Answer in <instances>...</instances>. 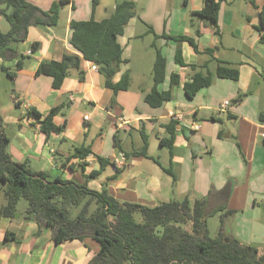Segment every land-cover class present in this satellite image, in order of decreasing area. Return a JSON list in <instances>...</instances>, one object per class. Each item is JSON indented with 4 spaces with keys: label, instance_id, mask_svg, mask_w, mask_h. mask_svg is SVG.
I'll list each match as a JSON object with an SVG mask.
<instances>
[{
    "label": "crops",
    "instance_id": "obj_1",
    "mask_svg": "<svg viewBox=\"0 0 264 264\" xmlns=\"http://www.w3.org/2000/svg\"><path fill=\"white\" fill-rule=\"evenodd\" d=\"M28 1L44 11L58 2ZM93 1L71 0L62 7L57 26L31 27L26 41L16 46L17 56L0 58V71L8 76L2 70L5 67L8 73L16 75L14 79L9 77L5 93L2 92L5 104L0 103L12 160L26 164L32 172L46 173L51 179L84 184L86 176L102 168L98 158L108 159L102 175L89 179L88 187L99 192L105 189L122 204L148 207L188 196L191 200L200 199L212 189L221 191L229 185L232 192L228 209L235 212L228 222L230 235L264 254V124L260 122L264 115V30L258 29L264 0L222 3L220 35L208 21L196 15L203 10L205 0H100L95 11ZM124 1L135 2L138 15L118 39L128 63L122 66L114 83L131 72L129 91L115 96L105 86L104 76L93 71L89 61H83L79 71L84 73V81L74 71L60 90L53 89L52 78L37 76L42 62H60L66 55L80 56L71 45L73 21L92 17L103 21ZM149 27L158 36L190 37L200 51L197 53L187 42L155 38L167 60L166 78L159 90L169 91L172 74L180 76V85L172 90L173 100L158 109L145 102V94L152 90L154 82L151 87L135 85L138 76L132 70L136 63L134 54H138L134 40L149 33ZM0 28L4 32L10 28L2 16ZM33 44H38L35 52ZM179 48L185 64L195 66V72H210L213 78V85L200 91L193 101L184 92L193 71L176 64ZM215 49L214 56L204 53ZM22 57L27 58L26 66L19 70ZM214 58L237 67L239 81L218 78ZM154 63L138 64L153 71ZM241 95L242 102L234 105ZM224 102H230L225 110L221 109ZM62 105L66 109L54 117L57 126L66 125L61 133L46 135L29 115V110L35 109L47 116ZM6 109L11 115H6ZM86 116L89 118L85 119ZM171 122L176 124L173 155L166 148L167 154L163 152L159 157L163 159H156L151 153L152 137L160 146L162 139L169 138L166 126ZM228 125L224 138V127ZM142 132L149 139L148 155L156 161L135 155L143 151ZM82 148L93 154L84 160L72 159L76 149ZM120 159H124L123 165L115 164ZM147 161L154 166H148ZM170 168L175 177L180 174L179 185L164 170ZM206 171L209 177L203 181L202 172ZM5 203L0 185V209ZM26 209L27 205L19 203L14 218L0 217V264H89L98 253L99 244L92 237L56 244L51 230H40L36 221L25 219Z\"/></svg>",
    "mask_w": 264,
    "mask_h": 264
},
{
    "label": "trees",
    "instance_id": "obj_2",
    "mask_svg": "<svg viewBox=\"0 0 264 264\" xmlns=\"http://www.w3.org/2000/svg\"><path fill=\"white\" fill-rule=\"evenodd\" d=\"M224 2L226 0H205L203 10L196 13L208 21L218 35L219 16ZM70 3L71 0H58L49 11H44L28 0H0V16L10 26L7 32L0 28V58L16 57V46L26 41L31 27L57 26L62 7ZM99 3L100 0L93 1L94 11ZM137 15L136 3L124 1L118 3L114 13L103 21H97L95 17L86 21H73L70 25L71 45L80 56L66 55L60 62H42L37 76L52 78L53 89L60 90L74 71L84 81V73L79 71L82 62L89 61L99 67L105 78V86L113 90L115 96L119 92L129 91L132 85L129 71L120 82L114 83V78L120 73L122 66L128 63L123 58V48L118 39ZM260 18L261 27L258 29L264 30V6ZM149 33L156 39L173 40L179 44L187 42L200 53L194 39L190 37L158 36L151 27ZM153 48L156 50L152 71L154 86L145 94V102L151 108L158 109L173 100L172 90L180 85V76L172 74L169 91L159 90L166 78L167 60L156 43ZM37 49L38 44H33V52ZM214 52L216 49L204 51L209 55ZM26 59L22 57L19 60V70L25 68ZM214 61L217 63L215 74L218 78L239 81L240 71L237 67L217 58ZM175 62L193 71L191 82L184 85V92L190 101L200 91L213 85L210 72H195V66L185 64L180 48L176 52ZM2 70L8 77L15 78L16 75L8 73L5 67ZM243 98L241 95L233 104L241 103ZM65 109V105L53 108L47 116L31 109L29 115L36 119V124L40 125L43 133L50 135L61 133L65 129V124L57 126L54 123V117L62 114ZM211 121L217 122L214 118ZM260 122L264 124V115L260 116ZM166 129L169 138L162 139L160 146L168 148L173 155L175 122L168 124ZM142 135L143 151L135 155L155 160L148 155L149 139L144 132ZM9 143L0 116V185L6 201L0 209V217L14 218L19 203L25 201V219L36 221L40 230H51L56 244L70 240L84 241L92 237L100 249L89 264H264V254H260L256 247L243 244L230 235L228 222L235 212L228 209L232 192L229 185L221 191L212 189L207 196L200 199L191 200L188 196L181 201L160 203L156 207L122 204L107 190L99 192L88 187L89 179H96L101 174V170L110 162L108 159L99 157L102 168L86 176L84 184H80L59 178L51 179L46 173L32 172L26 164L14 162L8 152ZM91 154L93 152L88 148L76 149L72 159L84 160ZM67 164L68 162L63 166L67 167ZM69 168L72 170V166ZM164 170L177 182L172 168ZM216 216L220 219V230L216 238L211 239L208 219Z\"/></svg>",
    "mask_w": 264,
    "mask_h": 264
},
{
    "label": "rangeland",
    "instance_id": "obj_3",
    "mask_svg": "<svg viewBox=\"0 0 264 264\" xmlns=\"http://www.w3.org/2000/svg\"><path fill=\"white\" fill-rule=\"evenodd\" d=\"M153 43H155V36L151 33H147L144 37H141V38H138L137 40H134L136 52L138 50V54L137 53L134 54V57H135L134 61L136 63H134L133 67H132V70L138 76V81H137V83H135V85H147L146 87L153 86L152 69L149 71L146 67L138 64L139 62L141 64L142 63L146 64L148 61H149V63H150V61H151V63H152V61H155L156 50H155V48H153V45H152ZM130 75H131V72H130ZM131 77H132V75H131ZM9 80H10L9 77L0 71V103L5 104L4 101H6L5 100L6 97H3L2 95L5 93V87H7ZM2 92H3V94H2ZM4 109H5V106H4ZM4 112L7 113L6 115H11V113L7 109ZM229 128H230V125H228V127H226V126L224 127V131H225L224 132V138L226 137L225 133L227 132V130ZM139 139H140V137H139ZM152 140L154 142L153 148L151 150L152 155L156 159H163V158H159V157H162L163 152H166L165 154H167V152H168L167 149L164 147H160L159 145H156L155 137H152ZM234 140H236V138H234ZM139 141H141V139ZM147 164H148V166H154L152 161H147ZM96 167L98 169L100 168L98 163L96 164ZM195 171L196 170L193 169L194 173H195ZM100 175H102V172ZM176 177H177V184H178L181 181V178H180L181 176L178 173V174H176ZM206 177L207 178L209 177L208 171H206L205 173L202 172V180L203 181H205ZM191 181L194 182V180H191ZM20 204L27 205V203L25 201H21ZM208 230H209V237L211 239H215L219 230H220L219 216L210 217L208 219Z\"/></svg>",
    "mask_w": 264,
    "mask_h": 264
},
{
    "label": "built area",
    "instance_id": "obj_4",
    "mask_svg": "<svg viewBox=\"0 0 264 264\" xmlns=\"http://www.w3.org/2000/svg\"><path fill=\"white\" fill-rule=\"evenodd\" d=\"M92 70L98 72L99 71V67L93 64L92 65ZM229 105H230V102H224L222 107H221V109L225 110V109H227L229 107ZM88 118H89L88 116L85 117V119H88ZM123 162H124V159L115 160V164H117V165H123Z\"/></svg>",
    "mask_w": 264,
    "mask_h": 264
}]
</instances>
